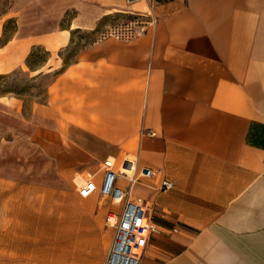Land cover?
Returning a JSON list of instances; mask_svg holds the SVG:
<instances>
[{
    "label": "crops",
    "instance_id": "1",
    "mask_svg": "<svg viewBox=\"0 0 264 264\" xmlns=\"http://www.w3.org/2000/svg\"><path fill=\"white\" fill-rule=\"evenodd\" d=\"M146 11L156 22L145 35L97 40L109 21ZM10 14L0 73L33 45L93 37L35 106L36 136L55 151L62 138L67 168L89 173L74 182L80 197L106 160L152 170L131 186L154 226L139 264H264V0H13Z\"/></svg>",
    "mask_w": 264,
    "mask_h": 264
},
{
    "label": "rangeland",
    "instance_id": "2",
    "mask_svg": "<svg viewBox=\"0 0 264 264\" xmlns=\"http://www.w3.org/2000/svg\"><path fill=\"white\" fill-rule=\"evenodd\" d=\"M12 2L0 0V44L14 32ZM91 40L83 31L74 33L66 48L33 45L21 64L0 73V255L13 262L33 264L38 256L39 264H103L106 238L113 232L108 216L118 214L120 206L97 193L80 197L74 182L89 173L67 168L62 138L55 151L49 136L43 147L36 136L35 106L47 101L54 74ZM57 154L64 155L60 164Z\"/></svg>",
    "mask_w": 264,
    "mask_h": 264
},
{
    "label": "built area",
    "instance_id": "3",
    "mask_svg": "<svg viewBox=\"0 0 264 264\" xmlns=\"http://www.w3.org/2000/svg\"><path fill=\"white\" fill-rule=\"evenodd\" d=\"M156 22L150 11L137 12L129 19H119L106 25L99 32L97 40L105 38H115L126 41L133 37L145 35L150 25ZM147 132L153 134V131ZM128 162V164H126ZM132 166V161H125L119 167H113L110 160H106L102 169V177L99 183L92 178L87 179L78 185V193L81 196H88L97 191L101 197H107L113 204L120 206L118 214L115 216L113 226V236L107 248L103 264H139V258L150 231L154 229L148 221V202L141 196L131 194V186L139 177H150L152 170L148 167L133 169L128 175L124 168ZM124 179L125 185H120L119 181ZM161 186L172 187V182L164 179Z\"/></svg>",
    "mask_w": 264,
    "mask_h": 264
},
{
    "label": "bare ground",
    "instance_id": "4",
    "mask_svg": "<svg viewBox=\"0 0 264 264\" xmlns=\"http://www.w3.org/2000/svg\"><path fill=\"white\" fill-rule=\"evenodd\" d=\"M129 159H130V160H129L130 162L132 161V166H129L128 168H124V169L122 170V171H124L125 173H127L128 175L132 174L133 169H134V167H135V164H134V160H133V158L129 157ZM112 219H113V222H114L115 217L113 216Z\"/></svg>",
    "mask_w": 264,
    "mask_h": 264
},
{
    "label": "trees",
    "instance_id": "5",
    "mask_svg": "<svg viewBox=\"0 0 264 264\" xmlns=\"http://www.w3.org/2000/svg\"><path fill=\"white\" fill-rule=\"evenodd\" d=\"M14 29H15V26H14ZM10 37H11V36H9L8 38H6V40L3 41V42L0 44V47H1L3 44H5V42H7V40H8Z\"/></svg>",
    "mask_w": 264,
    "mask_h": 264
},
{
    "label": "water",
    "instance_id": "6",
    "mask_svg": "<svg viewBox=\"0 0 264 264\" xmlns=\"http://www.w3.org/2000/svg\"><path fill=\"white\" fill-rule=\"evenodd\" d=\"M126 164H128V162Z\"/></svg>",
    "mask_w": 264,
    "mask_h": 264
}]
</instances>
